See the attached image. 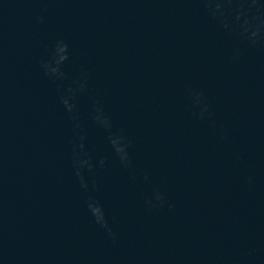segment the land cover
Segmentation results:
<instances>
[{
	"label": "water",
	"instance_id": "water-1",
	"mask_svg": "<svg viewBox=\"0 0 264 264\" xmlns=\"http://www.w3.org/2000/svg\"><path fill=\"white\" fill-rule=\"evenodd\" d=\"M0 264H264V0H0Z\"/></svg>",
	"mask_w": 264,
	"mask_h": 264
}]
</instances>
